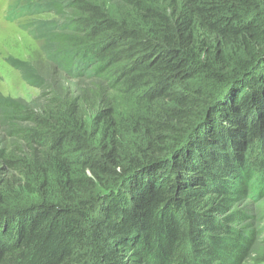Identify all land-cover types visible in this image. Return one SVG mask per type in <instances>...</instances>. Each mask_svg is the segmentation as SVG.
I'll list each match as a JSON object with an SVG mask.
<instances>
[{
    "label": "trees",
    "instance_id": "16d2710c",
    "mask_svg": "<svg viewBox=\"0 0 264 264\" xmlns=\"http://www.w3.org/2000/svg\"><path fill=\"white\" fill-rule=\"evenodd\" d=\"M21 11L54 71L7 59L0 264H264V0Z\"/></svg>",
    "mask_w": 264,
    "mask_h": 264
},
{
    "label": "rangeland",
    "instance_id": "374dc122",
    "mask_svg": "<svg viewBox=\"0 0 264 264\" xmlns=\"http://www.w3.org/2000/svg\"><path fill=\"white\" fill-rule=\"evenodd\" d=\"M41 1L0 0V94L2 96L30 101L38 94V90L27 85L18 72L7 63L8 58L29 62L43 75L51 76L54 71V67L44 54L43 40L33 38L28 30L36 21L52 20L55 17L48 11L40 14L21 11L22 8L31 10Z\"/></svg>",
    "mask_w": 264,
    "mask_h": 264
}]
</instances>
